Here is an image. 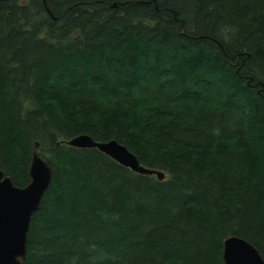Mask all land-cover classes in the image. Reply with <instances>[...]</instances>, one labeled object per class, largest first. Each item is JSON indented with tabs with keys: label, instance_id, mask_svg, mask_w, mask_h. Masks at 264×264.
<instances>
[{
	"label": "trees",
	"instance_id": "1",
	"mask_svg": "<svg viewBox=\"0 0 264 264\" xmlns=\"http://www.w3.org/2000/svg\"><path fill=\"white\" fill-rule=\"evenodd\" d=\"M116 139L140 174L98 148ZM53 169L26 264L264 258V0H0V168Z\"/></svg>",
	"mask_w": 264,
	"mask_h": 264
},
{
	"label": "water",
	"instance_id": "2",
	"mask_svg": "<svg viewBox=\"0 0 264 264\" xmlns=\"http://www.w3.org/2000/svg\"><path fill=\"white\" fill-rule=\"evenodd\" d=\"M64 142L79 148H98L137 173L154 174L160 180L166 177L164 171L143 165L126 145L116 139L99 141L89 134H80ZM38 146L36 143L29 167L28 185L17 186L0 168V264H26L32 216L40 208L53 177L52 166L38 153ZM223 258L225 264H264L259 250L237 235L224 239Z\"/></svg>",
	"mask_w": 264,
	"mask_h": 264
}]
</instances>
